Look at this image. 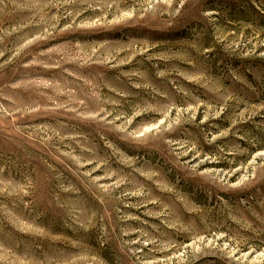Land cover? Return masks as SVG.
Returning a JSON list of instances; mask_svg holds the SVG:
<instances>
[{
	"label": "rangeland",
	"instance_id": "rangeland-1",
	"mask_svg": "<svg viewBox=\"0 0 264 264\" xmlns=\"http://www.w3.org/2000/svg\"><path fill=\"white\" fill-rule=\"evenodd\" d=\"M0 264H264V0H0Z\"/></svg>",
	"mask_w": 264,
	"mask_h": 264
}]
</instances>
